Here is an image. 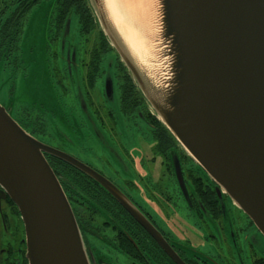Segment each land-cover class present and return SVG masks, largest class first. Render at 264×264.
<instances>
[{
  "label": "water",
  "instance_id": "95a60500",
  "mask_svg": "<svg viewBox=\"0 0 264 264\" xmlns=\"http://www.w3.org/2000/svg\"><path fill=\"white\" fill-rule=\"evenodd\" d=\"M89 2L156 117L264 236V0H158L160 46L148 71L138 65L105 0ZM9 108L0 104V187L21 214L29 264H91L45 153L98 182L177 264H186L114 184L32 136ZM174 166L186 192L177 157Z\"/></svg>",
  "mask_w": 264,
  "mask_h": 264
},
{
  "label": "flooded vegetation",
  "instance_id": "af4514ba",
  "mask_svg": "<svg viewBox=\"0 0 264 264\" xmlns=\"http://www.w3.org/2000/svg\"><path fill=\"white\" fill-rule=\"evenodd\" d=\"M13 1L16 2L15 5H9L8 7H4V9L2 8L0 13V58L4 60V68L16 69L19 71L21 61L14 56L18 51L22 37L19 24H23L22 16L24 9L18 7L17 0ZM86 1L87 8L91 11L93 17V24L88 30L84 27L81 14L77 11L73 10L67 18H63L62 7H59V2H61V0L55 1L56 9L52 24L53 29H55L57 33L63 34L64 28H66L68 23L70 24L68 31L71 33L73 20H76L78 25L77 41L79 39L80 41L85 39L87 42L90 40L89 38L92 34L96 35L95 45H92L94 48L92 47L93 50L90 57H84L87 49L83 50L81 57H77V54L73 55L71 53L67 56L64 55L59 61L64 64L65 70H61L60 68L57 72L65 78L69 76L70 72L73 70L77 73L80 71L83 78L87 81V84H90L92 87L94 86L96 89L100 86L104 91L107 84L106 76L107 74L110 75L116 89V92L114 90L113 99H115V97L117 98V104L121 111L134 117L140 124L150 129V137L153 140V143L150 145L152 156L149 160L150 166L153 169L151 175L153 176L154 172L157 170V163H159L160 169L157 170L158 178L154 183H151L153 179L150 176H146V178L140 176L142 178L136 181H134L135 179L117 180L108 176L104 167L100 168L94 166L73 155L66 154L89 166L114 184L150 220L175 254L186 264H246L242 256L244 247L242 245L243 240L241 243L239 240L241 239L240 232H238V239L233 236L232 241L229 240L227 234H237L232 227H234L236 223L242 225L240 223L241 221H239L241 217H243L245 221L239 230L243 232V235L254 230L264 241L263 234L257 229L252 220L235 205L229 195L217 186L209 175L185 154L180 144L156 117L153 108L135 85L117 51L111 46L108 38L103 33L89 0ZM27 2H33L30 8L31 10L36 5L43 3V0H27ZM14 13L17 14V19H19V21L17 23H8V19H10ZM70 33L65 36L69 39L68 41H70V44H73L74 41L69 37ZM104 38H106L109 44V46L105 48H103ZM51 70L56 72V67H49L47 72V75L50 77L49 80L53 82L54 76L51 75ZM63 81H65V79ZM54 83L56 84L55 78ZM55 84L54 87H56ZM132 85H134L135 88H133ZM105 97L107 100H105ZM113 99L107 98L106 93H104V105H98V103L93 101L90 102L92 111L95 112L98 121L104 127L105 131H107V129L104 125V116L101 113V110H104L103 106L107 105L110 108L106 109V112L108 115L111 114L115 125L117 126L118 124H116V116L110 105ZM56 101L58 103V99ZM56 106L55 98L53 104L49 107L42 101L37 102L36 108L38 111H46L45 118L43 120L39 117L37 118L38 120L35 119L38 121V125H28L23 123L29 120L27 116L15 113L12 110L13 108H9L8 105L5 104V107L9 108L8 111L10 114L17 116V118L14 116L15 120L27 132L45 144L48 143V139H46L47 134L43 128V123L50 120L55 122V120L58 119L62 120L64 123L69 122V124H71L70 121L72 118L68 114L66 107L63 105L60 106L62 115L59 116L56 114ZM79 109L81 110L80 105ZM26 112L28 111L26 110ZM29 118L32 120L30 116ZM116 126L111 132H115ZM79 134L82 139V134ZM78 141H80V139ZM101 146L103 147L102 144ZM139 147L142 146L140 145ZM53 148L60 150L56 147ZM85 152L91 153L92 150L88 148ZM45 157L59 179L72 206L82 232L91 264H177L155 238L98 182L94 181L90 176L81 172L71 164L55 156L45 153ZM176 157L181 163L187 195L185 189H181L178 181L174 166ZM150 166L148 165V167ZM169 180L170 183L176 184L180 188L179 197L189 201L190 208L194 209L199 221L202 223V230L205 231L204 238L208 243L217 245V254L212 255L211 253H207V255L202 256L195 251H191V254H189V252L183 249L182 243L175 241L172 234L160 226L154 214L148 207L141 205L137 194H134L137 192V187L143 184L147 193V198H149V196H151L152 199L155 196L154 200L159 198L160 201L159 203L157 202V206L161 208L162 213L164 212L162 208V199H169L172 197V194L168 193L169 191L175 194V188L171 187V189L168 190L166 182ZM152 190H155L157 193L155 191L152 192ZM236 211L240 213L237 217ZM179 227L178 225V231L182 233L183 230L179 229ZM211 228L216 231H211ZM187 232L189 233V230H187ZM186 245L190 247L188 243H186ZM247 259L251 264H264V257L258 256L253 251L252 247L248 249ZM0 264H29L27 236L21 214L17 205L1 187Z\"/></svg>",
  "mask_w": 264,
  "mask_h": 264
},
{
  "label": "rangeland",
  "instance_id": "374dc122",
  "mask_svg": "<svg viewBox=\"0 0 264 264\" xmlns=\"http://www.w3.org/2000/svg\"><path fill=\"white\" fill-rule=\"evenodd\" d=\"M7 1L8 6L14 3L13 0ZM55 1L57 2V0H43V3L36 5L30 11H26L23 24H20L22 37L18 51L14 56L21 61L20 70L4 68V60L0 58V104L4 107L6 104L8 107L13 108L12 110L15 113L27 116L29 120L24 121V124L38 125L37 118L39 117L43 120L46 111H38L36 108L37 102L42 101L49 107L53 104L55 98L57 105L56 114L62 115L60 106L63 105L72 119L70 121L71 124L69 122L64 123L58 119L55 122L50 120L43 123L48 145L59 148L65 153L94 166L104 167L106 174L117 180L135 179L134 181H136L142 178L140 176L145 178L150 176L153 179L151 183L156 182L158 178L157 170L160 169V166L159 163L156 164L157 170L152 176L153 169L149 160L152 156L150 145L153 140L150 137V129L140 124L134 117L121 111L117 104V98L113 99L114 90L116 92V89L113 85L112 77L107 74V84L104 91L100 86L96 89L94 86L87 84L80 71L77 73L73 70L65 78L57 72L60 68L65 70L64 64L59 61L64 55L67 56L71 53L81 57L83 50L87 49L84 57H90L96 35L92 34L89 38L90 40L87 41L88 44L85 39L80 41L78 38L79 40L77 41L78 25L76 20H73L71 33L68 31L69 23L64 28L63 34L57 33L53 29L52 24L56 9ZM69 33L70 39L74 41L73 44H70L69 39L65 36ZM52 66L56 67V72H53V69L50 71L55 78L56 84L54 83V78L52 77V82L47 75L49 67L52 68ZM64 79L65 81H63ZM54 84L56 87H54ZM104 93H106L107 98L113 99L110 105L116 116V124L118 123L116 126L111 114H107L106 109L110 108L107 105L103 106L104 110H101V113L104 116V125L107 131L104 130V127L98 121L90 104L93 101L98 103V105H104ZM105 100H107L106 97ZM14 116L12 115L13 118ZM115 126V132H111ZM79 133L82 134V139ZM79 139L80 141H78ZM140 145L142 147H139ZM88 148L92 150L91 153L85 152ZM166 184L168 185V190L171 187L175 188V194L169 191L168 193H171L172 197L162 199L164 211L162 213L161 208L157 206V202L159 203L160 201L159 198L157 200H154L155 196L153 199L151 196L147 198L143 184L137 187V192L134 194H137L141 205L148 207L154 214L160 226L171 233L175 241L182 243L183 249L189 254H191V251H195L202 256L207 255V253L217 254V245L208 243L204 238L205 231L202 230V223L199 221L194 209L190 208L189 201L179 197L180 188L176 184L170 183V180ZM236 213V217L240 215L238 211ZM239 221H241L242 225L245 222L243 217ZM178 225L180 226L179 229L183 230L182 233L178 231ZM242 225L236 223L232 229L237 234H227V236L232 241L233 236L238 239V232H240L241 239L239 240L240 243L243 240L242 245L244 247L242 256L246 264H251L247 259L248 249L252 247L258 256L264 257V241L254 230L243 235V232L239 231ZM187 230H189V233ZM212 230L215 229L211 228Z\"/></svg>",
  "mask_w": 264,
  "mask_h": 264
},
{
  "label": "bare ground",
  "instance_id": "6f19581e",
  "mask_svg": "<svg viewBox=\"0 0 264 264\" xmlns=\"http://www.w3.org/2000/svg\"><path fill=\"white\" fill-rule=\"evenodd\" d=\"M105 3L111 20L134 53L138 65L147 70L155 61L160 46L158 0H105Z\"/></svg>",
  "mask_w": 264,
  "mask_h": 264
},
{
  "label": "trees",
  "instance_id": "16d2710c",
  "mask_svg": "<svg viewBox=\"0 0 264 264\" xmlns=\"http://www.w3.org/2000/svg\"><path fill=\"white\" fill-rule=\"evenodd\" d=\"M18 2V7L24 9V13L22 16V19L24 20V15L26 13V11H30V8L33 4V2H27V0H17ZM16 2L11 3L10 5H15ZM62 7V16L63 18H67L70 14L71 11H77L79 14H81L82 18H83V24L84 27L88 29H90V27L93 24V17L91 14V11L87 8V1L86 0H61V2H59V7ZM4 7H8V1L7 0H0V13L2 8L4 9ZM19 11V10H17ZM28 13V12H27ZM83 14V15H82ZM19 21V19H17V14L14 13L12 14V16L10 17V19H8V23H17ZM20 26V24H19ZM21 31V29H20ZM109 46V44L107 43L106 38L103 39V48ZM133 88H135L134 85H132ZM170 133V132H169ZM80 227V226H79Z\"/></svg>",
  "mask_w": 264,
  "mask_h": 264
}]
</instances>
